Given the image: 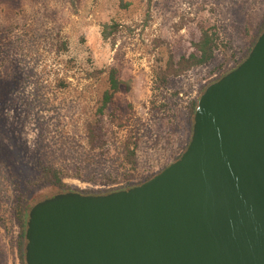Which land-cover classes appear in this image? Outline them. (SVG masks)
<instances>
[{
    "label": "water",
    "instance_id": "water-1",
    "mask_svg": "<svg viewBox=\"0 0 264 264\" xmlns=\"http://www.w3.org/2000/svg\"><path fill=\"white\" fill-rule=\"evenodd\" d=\"M25 264H264V28L208 85L181 156L134 187L35 203Z\"/></svg>",
    "mask_w": 264,
    "mask_h": 264
},
{
    "label": "rangeland",
    "instance_id": "rangeland-1",
    "mask_svg": "<svg viewBox=\"0 0 264 264\" xmlns=\"http://www.w3.org/2000/svg\"><path fill=\"white\" fill-rule=\"evenodd\" d=\"M24 8L38 25H58L69 43L67 56L78 65L70 91L57 99L60 108H49L53 111L49 119L48 114L43 115L44 140L34 147L36 155H51L54 150L58 154L57 148H52L60 132L53 125L67 127L66 137H82L83 119L97 110L107 88L108 72L114 70L120 82L102 117L100 135L112 147L113 133L118 131L111 119L124 122L130 118L127 130L137 141V170L130 180L116 184L104 183L103 176L95 183L85 178L63 179L69 191L88 190L90 195L139 185L176 161L191 137L192 103L208 85L246 58L264 28V0H0V21L9 25L8 19L19 18ZM114 23L117 31L104 40L101 26ZM205 30L216 38L213 59L169 75L166 87L157 86V74L165 71L168 60L177 62L188 56ZM95 69L106 73L99 78L86 77ZM23 137L30 140L34 135L29 130ZM43 145L49 147L42 149ZM10 190L11 184L0 178V264H19L18 227L11 210L15 193ZM41 192L37 193L44 196L41 200L57 194L48 188Z\"/></svg>",
    "mask_w": 264,
    "mask_h": 264
},
{
    "label": "trees",
    "instance_id": "trees-1",
    "mask_svg": "<svg viewBox=\"0 0 264 264\" xmlns=\"http://www.w3.org/2000/svg\"><path fill=\"white\" fill-rule=\"evenodd\" d=\"M27 13L28 9H22L19 18L8 19L9 25L0 21V178H6L11 184L10 193H15L11 210L18 227L16 249L19 264H25L27 215L30 208L44 197L37 194L42 193V189L48 188L50 193L69 191L63 181L66 177L85 178L95 183L103 176L104 183L116 184L119 180H130L137 170V141L127 130L130 118L124 122L119 118L111 119L118 132L125 130L123 135L113 133L112 147L109 148V141L100 135L104 112L120 89L114 70L108 72L107 88L97 110L83 119L82 137H66L67 127L53 125L60 132L52 148H57L58 154L55 155L54 150L51 155H36V149H33L44 138L42 130L46 123L43 115L48 114L49 119L53 113L49 108H60L61 104L57 102L60 95L69 92L73 86L78 65L67 56L69 43L61 35L58 25L48 27L46 22L38 25L33 14ZM117 27L115 23L102 25V38L108 39ZM215 40L213 33L202 31L199 40L193 44L194 51L177 62L172 58L168 60L165 71L157 74V86L166 87L169 75L176 76L192 67L207 64L213 59ZM104 73L105 69H95L87 72L86 77L99 78ZM196 104L194 101L190 107V118H193ZM27 129L34 135L30 139L34 143L32 146L31 141L23 137L24 132L29 131ZM46 147L49 146L41 148ZM113 151L115 154L110 155ZM134 186L130 184L112 191Z\"/></svg>",
    "mask_w": 264,
    "mask_h": 264
}]
</instances>
